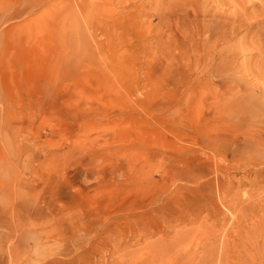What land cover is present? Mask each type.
Returning <instances> with one entry per match:
<instances>
[{
	"label": "rangeland",
	"instance_id": "1",
	"mask_svg": "<svg viewBox=\"0 0 264 264\" xmlns=\"http://www.w3.org/2000/svg\"><path fill=\"white\" fill-rule=\"evenodd\" d=\"M213 242L264 264V0H0V264Z\"/></svg>",
	"mask_w": 264,
	"mask_h": 264
},
{
	"label": "bare ground",
	"instance_id": "2",
	"mask_svg": "<svg viewBox=\"0 0 264 264\" xmlns=\"http://www.w3.org/2000/svg\"><path fill=\"white\" fill-rule=\"evenodd\" d=\"M189 234V233H188ZM258 235V234H257ZM247 239H249V240H251L250 239V237L249 238H247ZM252 241H254V240H251L250 242H252ZM254 242H256V241H254ZM245 243H247L246 241H245ZM226 244V243H225ZM207 245V244H206ZM222 245H224V243L222 244ZM227 245V244H226ZM225 245V246H226ZM248 245H249V243H248ZM252 245L253 246H255L253 243H252ZM208 247V246H207ZM222 247V246H221ZM244 247H245V244H244ZM258 247V246H257ZM257 247H255V248H257ZM168 248V247H167ZM202 248H203V246H202ZM248 248H249V246H248ZM260 248V247H259ZM204 249V248H203ZM245 249V248H244ZM252 247L251 248H249V250L247 249L246 250V252H245V255L248 257V260H249V262H250V264H253L254 263V260L253 259H255L256 258V252L254 251V249H253V251H254V253L252 252ZM160 249H158V251H159ZM165 250H166V248H165ZM202 250V249H201ZM223 250V249H222ZM222 250H220V251H222ZM226 250V249H225ZM257 250H259V249H257ZM162 251V250H161ZM217 249H216V243L215 242H213L212 244H210L209 245V247L208 248H206L205 250H203V253L202 252H200V253H202L201 254V256L199 257V258H197L196 260L197 261H200V262H202V263H207V262H210V263H208V264H211V263H213L214 262V264L216 263V261H215V259H217L219 262L220 261H225L227 258H231V259H236V260H238V252H233L232 254H220V256H217ZM160 252V251H159ZM164 252V251H163ZM162 252V253H163ZM259 252V251H258ZM160 254H161V252H160ZM176 254V253H175ZM259 254V253H258ZM200 255V254H199ZM192 256L194 257V254H192ZM191 256V257H192ZM258 256V255H257ZM165 257V256H164ZM159 258H161V256L159 257ZM218 261H217V264H218ZM221 263V262H220ZM222 263H224V262H222Z\"/></svg>",
	"mask_w": 264,
	"mask_h": 264
},
{
	"label": "crops",
	"instance_id": "3",
	"mask_svg": "<svg viewBox=\"0 0 264 264\" xmlns=\"http://www.w3.org/2000/svg\"><path fill=\"white\" fill-rule=\"evenodd\" d=\"M32 211H33V210H32ZM26 216H29V217H34V216H31L30 214H27V213H26Z\"/></svg>",
	"mask_w": 264,
	"mask_h": 264
}]
</instances>
